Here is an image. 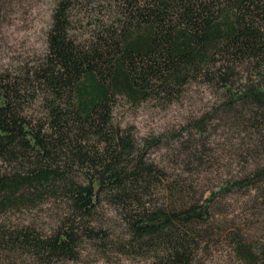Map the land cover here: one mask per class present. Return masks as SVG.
Listing matches in <instances>:
<instances>
[{
    "label": "trees",
    "instance_id": "obj_1",
    "mask_svg": "<svg viewBox=\"0 0 264 264\" xmlns=\"http://www.w3.org/2000/svg\"><path fill=\"white\" fill-rule=\"evenodd\" d=\"M112 2L105 20L79 0H55L42 50L0 73V216L47 198L65 206L48 233L0 223L4 264H59L85 243L105 246L107 231L92 222L103 201L126 226L116 249L148 264H193L217 235L244 264H264V240L215 228V192L201 199L148 158L167 144L198 174L208 124L220 122L255 164L223 189L254 188L264 213V0ZM192 81L223 97L191 127L138 139L117 121L119 100L172 103Z\"/></svg>",
    "mask_w": 264,
    "mask_h": 264
},
{
    "label": "rangeland",
    "instance_id": "obj_2",
    "mask_svg": "<svg viewBox=\"0 0 264 264\" xmlns=\"http://www.w3.org/2000/svg\"><path fill=\"white\" fill-rule=\"evenodd\" d=\"M54 1L0 0V73L14 71L42 50ZM112 1L79 0L80 4H86L91 10H99L98 16L105 20ZM222 97L221 93L206 84L192 81L185 87L180 98L172 103L149 101L134 105L126 100H119L116 119L124 128L132 126L138 139L177 134L184 127H191L194 119L213 113ZM219 123L210 121L208 124L205 136H210L207 145L210 151L208 157L203 158L204 164L198 174L191 175L183 164L179 165L178 150L174 151L167 144L152 149L148 158L165 168L169 174L188 179L201 199L216 193L213 199L215 228L218 226L217 222H220L221 227L235 228L247 239L264 240L262 197H257L254 188L241 186L223 189L227 184L245 178L253 171L255 164L253 157L243 147V139L225 127L216 129ZM183 133L185 140L189 135L187 131ZM64 211L65 206L61 202L47 198L34 206L6 211L0 216V223L11 229L30 226L41 233H48L59 224ZM92 222L96 227L101 226L107 231L105 246L96 247L92 243H85L77 259L65 260L59 264H148L147 256L128 254L116 249V244L125 240L126 226L113 205L103 201ZM214 239L212 245L198 254L193 264H244L230 245L224 242L222 235H217ZM5 254H0V264H4L2 259L7 256Z\"/></svg>",
    "mask_w": 264,
    "mask_h": 264
}]
</instances>
